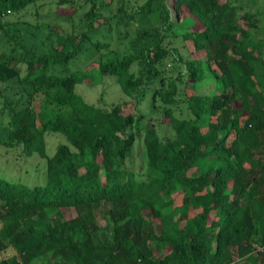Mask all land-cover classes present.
<instances>
[{"label":"trees","instance_id":"1","mask_svg":"<svg viewBox=\"0 0 264 264\" xmlns=\"http://www.w3.org/2000/svg\"><path fill=\"white\" fill-rule=\"evenodd\" d=\"M41 1L0 0V151L44 162L36 178L0 170V255L13 252L0 264H264V10L59 0L69 18L84 12L80 32L6 20ZM105 76L135 111L77 92ZM56 133L66 143L50 156Z\"/></svg>","mask_w":264,"mask_h":264},{"label":"rangeland","instance_id":"2","mask_svg":"<svg viewBox=\"0 0 264 264\" xmlns=\"http://www.w3.org/2000/svg\"><path fill=\"white\" fill-rule=\"evenodd\" d=\"M59 0H44L39 2L36 6H33L28 11H24L19 14H10L6 20L17 22V21H28V22H39V23H49L50 25L55 26L56 28H62L63 33H78L82 29V22L81 16L84 12H79L74 18H69L68 14H70L67 10L56 9V2ZM77 1V8L81 7L85 0H76ZM110 2L111 0H106ZM241 5H243L246 9L252 11L253 13L261 12L264 10V0H237ZM47 4L49 7L41 8L40 5ZM40 6V7H39ZM52 6V13H49V10ZM37 7V8H36ZM40 11V13H38ZM109 15V12L105 13ZM57 28V29H58ZM176 47L179 51L185 55L186 57H194L199 58L201 55L195 51L194 45L191 42H184L179 40L176 44ZM171 67L168 66V69ZM91 73V72H90ZM188 90H194L193 86H189ZM197 91L199 92H207V88L204 86L197 87ZM77 92L89 103L92 105L99 106L103 109H110L112 106L117 104H126V112L135 111L136 105L130 98L124 95L121 86L118 82V79L112 76H105L102 80L98 83H93L91 80L84 81L82 84L77 86ZM146 111L149 113L150 105L146 106ZM151 116V115H149ZM149 117L147 120V125L149 128H153L154 124H156L160 128L161 135L166 133L167 129L161 128L163 120L161 118H157V121L151 119ZM168 131L167 133H169ZM171 133V132H170ZM66 143L65 137L60 134H48L47 135V147H48V154L50 156H54L57 152V147L60 144ZM135 156H136V166L137 168L140 165L145 163V154L143 150V143L138 142L135 147ZM26 158L21 155V151H14V152H7L6 150L0 151V170L2 173L5 170H8V173H12L13 176H18L20 169L24 167L27 169L24 172L25 177L36 178V172L31 169L35 165H39L42 167L44 165L43 160L38 157L30 159V163L26 164ZM19 166V167H18ZM28 174H30L28 176ZM63 215L66 219H72L77 215V212L74 209H63ZM55 213H51L53 216ZM99 221L102 227L106 226L105 219L103 218L101 212H99ZM12 251H9L7 254L0 255V260L3 259L6 255L12 254ZM49 257L42 258L36 264H48ZM239 264V262H237Z\"/></svg>","mask_w":264,"mask_h":264},{"label":"built area","instance_id":"3","mask_svg":"<svg viewBox=\"0 0 264 264\" xmlns=\"http://www.w3.org/2000/svg\"><path fill=\"white\" fill-rule=\"evenodd\" d=\"M254 247H255L256 252L264 254V247L259 246V245H255Z\"/></svg>","mask_w":264,"mask_h":264}]
</instances>
